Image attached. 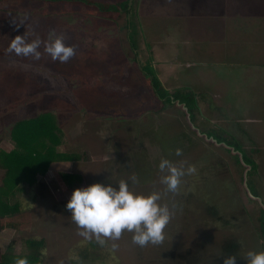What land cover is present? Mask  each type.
I'll return each instance as SVG.
<instances>
[{"label": "rangeland", "instance_id": "rangeland-1", "mask_svg": "<svg viewBox=\"0 0 264 264\" xmlns=\"http://www.w3.org/2000/svg\"><path fill=\"white\" fill-rule=\"evenodd\" d=\"M90 1L113 5L121 11L102 13L83 5L49 0H0V151L17 150L12 139L17 123L49 115L62 130L63 143L58 152L72 157L70 161L50 164L47 172L36 175L45 186L26 187L12 198V205L18 207L2 219L0 258L10 245L14 244L15 253L19 254L26 242L33 240L44 246V264H193L187 262L184 254L197 251H202L199 256L203 262L199 264H208L226 239L237 238L241 251L236 264H246V252L261 251L264 246L258 222L264 210V111L257 113L261 107H253L257 112L245 114L249 120L241 125L236 116L230 122L221 118L224 107L219 112L201 101L192 127L179 106H163L156 99L142 70L153 63L156 76L161 82L167 81L164 86L170 92L187 91L185 87L197 94L206 92L207 74L203 73L210 71L212 65L221 60L245 63L242 52L249 57H256V53L260 56L261 51L264 54V44L258 51L254 46L264 38V24L259 33L245 35L253 38L244 42L246 51L229 43V57H214V52V56L208 55L209 65H202L189 58L184 43L187 40L174 37V32L171 44L165 33L162 44L150 38L158 0H133L131 22L140 42L137 64L125 32L127 14L121 7L129 0ZM162 3L165 6L158 11L167 13L188 12L200 5L199 0ZM168 19L161 18L164 27ZM192 22L191 19L189 24ZM168 25L172 28V23ZM16 35H23L27 42L38 37L40 57L17 55L9 50ZM57 35L75 49L66 62L53 60L44 50ZM227 40L212 46L221 47ZM181 54L189 59V64H185L187 60ZM255 59L264 62V55ZM236 65H242L244 79L247 76L249 94L264 96V65ZM225 70L230 69L217 68L208 77L218 80ZM235 70L232 66L230 71ZM216 100L219 102L214 105L222 106L221 99ZM210 130L235 136L256 163V170L248 172L245 180L260 200L249 194L243 178L245 170L232 155L204 138L203 133ZM176 148L182 150L179 156ZM162 157L177 164L183 162L185 169H195L182 177L175 193H165V186L159 182L158 163ZM5 174L0 166V186ZM66 174L71 181L63 180L62 175ZM133 175L137 178L135 183L130 179ZM121 179L128 181L133 192L160 191L161 203L175 205L174 215L164 229L165 238L159 244L141 247L132 242L131 232L122 231L119 239L105 237L102 248L95 244L88 250V243L97 240L79 234L65 204L74 188L94 182L116 186ZM211 209H216L219 216L210 217ZM113 244L117 247L113 248Z\"/></svg>", "mask_w": 264, "mask_h": 264}, {"label": "trees", "instance_id": "trees-1", "mask_svg": "<svg viewBox=\"0 0 264 264\" xmlns=\"http://www.w3.org/2000/svg\"><path fill=\"white\" fill-rule=\"evenodd\" d=\"M50 2L70 3L75 5H83L87 8H94L102 13H118L120 8L110 5H102L94 3L90 0H49ZM125 14H128V3L121 6ZM133 26L132 22H128ZM139 30L141 28L139 27ZM133 48H136V42H132ZM136 49H134L135 51ZM138 61V59L136 60ZM144 76L150 83L154 91L156 99H158L163 106L177 105L184 111V116L188 122L194 123L195 110L197 108L195 94L191 89L188 93L180 92L179 90L169 92L164 88L162 82L156 76L155 69L152 65L147 64L143 66ZM184 79V78H183ZM165 108V107H162ZM204 138L208 141L212 140L223 145L229 154L241 165L245 171L248 168L255 169V162L249 157L247 152L238 139L230 135V133H215L210 131L204 134ZM12 139L17 146V150L6 153L0 151V166L6 170L3 179V185L0 186V233L2 228V219L12 211H16L18 205H12V198L24 192L26 187L45 186L44 182H40L36 175L38 173L47 172L50 164L62 162L64 160L70 161L72 157L68 153H59L58 147L63 143L62 130L55 123L54 117L49 115H41L40 117L28 119L17 123L12 130ZM248 172H244V180L247 178ZM63 180H69L70 175H62ZM71 181V179L69 180ZM68 181V182H69ZM249 194L259 199V196L254 190L248 186L245 180ZM28 190V189H27ZM210 217H217L219 213L216 209H211L208 213ZM259 235L264 243V210L261 211L258 218ZM90 245L100 244L97 241L89 242ZM101 245V244H100ZM261 251H264V246L261 245ZM102 248V245H101ZM241 244L237 238L226 239L217 249V254L210 259L208 264H222V258L227 255H235L236 261L240 258ZM15 245L12 244L7 252L0 258V264H15L17 257H27L29 264H44L45 249L42 243H37L33 240L26 242L25 249L19 254L15 253ZM202 251H197L195 254H184L185 259L192 261L193 264L202 263ZM88 255V254H87ZM184 256L181 255L183 258ZM206 256V255H203Z\"/></svg>", "mask_w": 264, "mask_h": 264}, {"label": "clouds", "instance_id": "clouds-1", "mask_svg": "<svg viewBox=\"0 0 264 264\" xmlns=\"http://www.w3.org/2000/svg\"><path fill=\"white\" fill-rule=\"evenodd\" d=\"M41 44L37 37L27 42L23 35L11 39L9 50L17 55L39 58L38 50ZM53 60L66 62L75 54V49L64 43L62 36H55L44 49ZM182 150L175 149L179 156ZM161 173L160 183L165 186L164 192L175 193L186 173L195 171L194 167L184 168L179 164L162 157L158 163ZM137 182L135 175L130 177ZM162 193L152 191L148 194L136 193L130 190L129 183L121 179L118 185L94 182L87 186L74 188L65 208L69 210L72 220L77 225L79 234L85 238L94 236L103 245L104 238L119 239L122 231L132 233V242L141 247L146 244H159L165 238L164 229L174 215L175 205L161 203ZM117 247L116 244L112 245ZM246 264H264V251L249 249L246 252ZM15 264H29L27 257H17ZM222 264H236L235 255L222 258Z\"/></svg>", "mask_w": 264, "mask_h": 264}, {"label": "crops", "instance_id": "crops-1", "mask_svg": "<svg viewBox=\"0 0 264 264\" xmlns=\"http://www.w3.org/2000/svg\"><path fill=\"white\" fill-rule=\"evenodd\" d=\"M138 1V0H136ZM200 5L196 8V10H189L187 11H170V12H161L158 11L160 6H165L162 3V0H158L157 2V11L155 12L156 22H154V28H151L150 38L154 40H158L160 44L163 42L161 38L168 39L169 43L171 44L173 40V32L174 37L178 36L181 37L183 40H187L184 43L186 44L185 47L188 48V56L189 58H193L194 61L197 59L198 64H205L209 65L210 60L207 59L208 55H213L216 52L217 57L219 54L224 55L225 57H229L230 53L227 51L228 44L237 46L240 50L244 49V42L253 40L252 37L245 36L248 33H259L261 26L264 24V0H199ZM161 16V17H160ZM163 17H170L167 21V27H164L165 24L161 18ZM192 19L191 25L189 21ZM188 21V22H187ZM163 22V25H162ZM168 23H172L171 26ZM172 30V31H171ZM160 33V35H159ZM165 33V37L163 36ZM233 34V35H231ZM236 34L237 36H234ZM240 35V38L238 36ZM142 36V32H141ZM225 45L223 44L221 47L215 48L212 46L214 43L221 42L224 39H227ZM255 39V38H254ZM256 40V39H255ZM141 42L142 39L140 40ZM147 43L148 40L146 41ZM264 38L260 39L254 46L257 51L260 48H263ZM153 46H156V43L153 42ZM143 44V43H142ZM260 44L261 46H259ZM152 46V48H153ZM184 47V45L182 44ZM180 41L177 42V48L179 49ZM224 49L221 52V49ZM226 48V49H225ZM154 52H156L153 49ZM183 53V52H182ZM243 58L245 63L238 62V63H231L234 64L233 67L237 68L236 73L230 70H225V73H222V78L218 80H212L208 77L210 73L216 71L217 68L221 70L224 67V61H219L220 63L212 65V69L209 71L207 70V78L206 81L208 82L207 91L208 94L214 95L216 99L224 100V91H227L230 86L229 80L232 79H241L246 81L247 83V76L243 77V73L241 72L242 65L236 64H243V65H250V64H257V65H264V62H258L255 58L263 56V52L261 51V55L255 57L254 55L248 56V54L243 53ZM185 61L187 60L183 54L180 56ZM247 60V62H246ZM181 61V60H180ZM193 61V63H194ZM189 59L186 61L185 64H189ZM213 63V62H212ZM226 64V63H225ZM225 68V67H224ZM264 70V66L262 67ZM225 75V76H224ZM234 75V78H232ZM185 79V78H184ZM250 82V81H249ZM248 84V83H247ZM246 88L248 85L245 86ZM210 88V89H209ZM215 88V90H214ZM217 93H219L217 95ZM262 95V93H261ZM212 96V97H214ZM263 96V95H262Z\"/></svg>", "mask_w": 264, "mask_h": 264}, {"label": "flooded vegetation", "instance_id": "flooded-vegetation-1", "mask_svg": "<svg viewBox=\"0 0 264 264\" xmlns=\"http://www.w3.org/2000/svg\"><path fill=\"white\" fill-rule=\"evenodd\" d=\"M136 0H134V2H135ZM132 2H133V0H129V3H128V14H127V25H126V30H125V32H126V34H127V37H128V40H129V42H130V40H131V43L132 42H136V48H133V50L134 49H136L135 51H134V53H135V63H137V64H139L140 63V58H139V55H138V50H137V43H138V48H139V46H140V42H139V37H137V34H136V31H135V27H134V25L133 26H130L129 24H128V22H130L131 20H132V18H133V13H132ZM138 14V13H137ZM139 22L141 23V24H138V26L140 27V28H143V23H142V21H141V19L139 20ZM132 24H133V22H132ZM141 25H142V27H141ZM133 33H134V35L135 36H133ZM139 33H141V31L139 30ZM139 33H138V35H139ZM137 56H138V58H137ZM138 59V61H136ZM226 64H224L223 63V65H224V67L225 68H227V69H232V66L234 65H232L231 63H234V62H232V61H230V60H228L227 62H225ZM148 64H150V65H152L153 66V63L151 64V63H148ZM154 67V66H153ZM154 69H155V67H154ZM231 72V71H230ZM156 73V72H155ZM235 73H236V71H235ZM225 76V75H224ZM232 78H234V75H233V77ZM158 79H160V78H158ZM229 81H231V82H229V83H227V84H229V86H230V88L227 90V91H224V96H223V99L224 100H221V102H222V106H216V105H214L216 102H219V101H217L216 100V97L214 96V95H209L208 94V91H206V92H203V93H200V92H198V94L196 93L195 94V99H196V104H197V108H196V110H195V114H196V112L198 111V109H199V105H200V102L202 101L203 102V105L205 104H207V105H209V104H211V106H214V108H216V110L217 109H219L218 111L219 112H222V107H224L223 108V111L225 112V114H224V116L223 117H221V118H223L224 120H225V122H226V119L228 120V122H230V121H234L233 119V117L234 116H236L237 118H236V120L241 124V125H243V123L244 124H246L245 123V121L246 120H249V117H246L245 116V114H250V113H253V112H257L256 110H258V109H254L253 107H256V108H258V107H261L259 110H258V112L257 113H259V112H262V111H264V102L262 103L261 101H262V98L264 97V96H262V95H259V96H257V97H253V96H251L250 94H249V92L247 91V88L245 87L246 85H247V83H248V80H247V83H246V81H243V78H241V79H232V80H229ZM164 82H166L167 83V81L166 80H164ZM164 82H162V84H163V86L165 85L164 84ZM169 84V83H168ZM164 88H166L165 86H164ZM167 89V88H166ZM183 89H185V90H187L188 91V88H183ZM168 90V89H167ZM192 90V89H191ZM180 92H183V91H181V90H179ZM187 91H184L183 93H188ZM193 91V90H192ZM247 91V92H246ZM154 92V91H153ZM170 92V91H169ZM194 92V91H193ZM195 93V92H194ZM219 93H217V95H218ZM212 96H214V97H212ZM199 98H200V101H199ZM158 100V99H157ZM252 100V101H251ZM177 106V105H176ZM231 107V108H230ZM183 110V109H182ZM237 113V114H236ZM236 114V115H235ZM186 118V117H185ZM226 118V119H225ZM186 121L188 122V120L186 119ZM193 122H195V120L193 121ZM188 124H189V122H188ZM216 124H218V123H216ZM191 126L192 127H194V124L192 125V123H191ZM197 131L198 132H200L198 129H197ZM210 131H212V130H210ZM210 131H207L206 133H208V132H210ZM216 133V132H215ZM223 133H228V132H222V134ZM203 134H205V133H203ZM202 135V134H201ZM210 142H212L213 144H215V145H217V146H223V145H220V144H218V143H216L215 141H212V140H210ZM224 147V146H223ZM225 148V147H224ZM244 149V148H243ZM225 150H226V148H225ZM255 165H256V163H255ZM254 171V170H256V168L255 169H253V168H248V171L246 170L245 172H250V171ZM251 171V172H252ZM259 200H260V197H259Z\"/></svg>", "mask_w": 264, "mask_h": 264}]
</instances>
